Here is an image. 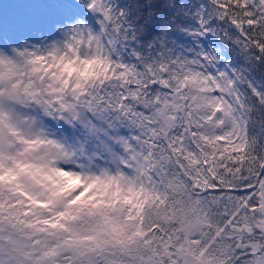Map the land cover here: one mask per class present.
Returning a JSON list of instances; mask_svg holds the SVG:
<instances>
[{
	"label": "clouds",
	"instance_id": "1",
	"mask_svg": "<svg viewBox=\"0 0 264 264\" xmlns=\"http://www.w3.org/2000/svg\"><path fill=\"white\" fill-rule=\"evenodd\" d=\"M53 2L72 7L50 29L0 32V197L23 212L22 231L13 236L18 264H140L135 254L149 256L148 264H208L211 257L214 264H259L264 221L241 229L226 251L217 247L215 230L207 236L204 229L184 230L187 199L207 193L198 194L196 180L178 165L185 204H175L169 239L148 243L156 235L148 231L149 206L181 199L152 183L158 178L143 165L152 155L148 140L161 146L177 134L192 103L181 97L193 77L210 120H222L225 110L241 113L236 90L226 86V94L223 79L195 66L178 75L167 63L141 71L125 59L123 37L94 23L100 21L95 0ZM125 94L148 105L140 109L135 137L117 103ZM181 103L183 110L172 107Z\"/></svg>",
	"mask_w": 264,
	"mask_h": 264
},
{
	"label": "trees",
	"instance_id": "2",
	"mask_svg": "<svg viewBox=\"0 0 264 264\" xmlns=\"http://www.w3.org/2000/svg\"><path fill=\"white\" fill-rule=\"evenodd\" d=\"M125 1L129 23L135 34L134 37L131 34L125 35V43L144 67L146 64L150 66L153 63L192 64L193 61L197 62L204 56H209L214 50L237 67L236 76L240 77L238 80L239 94L247 100L249 106L257 109L253 113L255 118L258 119L262 115L264 110H261L258 103L259 98L254 95L251 85L254 84L256 89L264 90V59H261L258 50L246 47L243 41L237 43V40L240 39L239 32L227 21H221L215 15L213 0ZM202 21L208 22L207 28L202 26ZM195 46H198L197 55L201 57L191 54L193 52L191 50ZM195 130H199V140H197L199 149L205 155L215 154V159L206 167H203L201 159L189 156H184L178 163L185 175L196 180L198 185L206 187L209 174L230 171L232 175L229 183H242L244 179L248 178L241 175L242 171H246L249 176L256 174L255 160L247 154L244 137L242 144L239 145L237 142L215 139L207 128L204 131L200 128H195ZM255 130L259 131V125ZM169 147H171L170 143ZM176 173L178 174V172ZM182 185L186 188L183 181L180 183V186ZM172 192L175 194L174 190ZM254 195L263 201L264 185ZM207 201H212V203L209 204ZM160 204L161 202L154 209L158 208ZM206 207L208 213L211 214L205 215L204 211L203 221L206 230L203 235L207 236L212 230H215L216 241H219L217 247L221 251L227 250V242L232 239L229 230H224L225 214H231L234 211L236 214L234 219L239 217L240 222H243L244 219L247 222H252L254 215L260 209L258 207L244 213L245 205L242 203L240 195L232 192L221 193L215 198H207ZM151 208L149 207L150 212L154 210ZM218 228L221 230L217 231ZM221 237L223 239H220ZM210 259L216 258L211 257Z\"/></svg>",
	"mask_w": 264,
	"mask_h": 264
},
{
	"label": "snow or ice",
	"instance_id": "3",
	"mask_svg": "<svg viewBox=\"0 0 264 264\" xmlns=\"http://www.w3.org/2000/svg\"><path fill=\"white\" fill-rule=\"evenodd\" d=\"M92 0H90V3ZM215 5V15L221 21H227L240 34L241 41L248 48H254L261 54V59H264V0H213ZM93 9L96 16L100 18L101 24H107L108 29L114 34L122 36L123 33V18L125 13L118 6H113L112 0H95ZM70 11V10H65ZM208 22L202 21V26L207 28ZM0 32H3V18L0 16ZM214 58L204 56L205 62H211ZM195 66L199 67V63L193 61L192 64H181L179 62L169 63L168 71L178 75L183 73L185 69ZM226 78V79H225ZM213 79L224 80V84L220 87L228 93L230 86L235 91L234 99L239 101L237 107L243 113L242 129L244 133V141L247 154L255 160V173L249 176L246 171H242L241 175L248 177L242 183H229L232 173L226 172L221 174H209L208 184L206 187L196 185L199 193H207L218 197L221 193H238L242 203L245 205L243 212L248 213L251 210L261 206L262 201L254 195L259 188L264 185V111L257 119L253 113L257 111L254 107L247 104V100L242 98L238 92L237 81L239 76H230L226 72H219V76L213 75ZM251 88L255 96L259 98L258 103L261 110H264V90L256 89L252 84ZM123 92V89H121ZM122 102L124 110L133 109L140 110L144 105L133 101L131 96L127 94L121 96L117 103ZM231 102V101H230ZM131 114V111L128 112ZM259 125V131H256V126ZM199 140V130H194L192 133ZM167 147V145H165ZM174 148L179 147V141L173 145ZM171 151V150H170ZM209 204L212 201H207ZM235 212L225 214L224 230L231 229L232 226L240 223V218L236 217ZM25 223L23 212L15 207V201H5L0 197V264H18L20 259V249L13 240L15 233L22 231L21 225ZM221 229L218 228L217 231ZM259 231V230H257ZM239 251V249H238ZM240 258H243L246 253L239 252ZM245 264H248L245 261ZM259 264H264V256L259 257Z\"/></svg>",
	"mask_w": 264,
	"mask_h": 264
},
{
	"label": "rangeland",
	"instance_id": "4",
	"mask_svg": "<svg viewBox=\"0 0 264 264\" xmlns=\"http://www.w3.org/2000/svg\"><path fill=\"white\" fill-rule=\"evenodd\" d=\"M123 0H112L113 6L124 4L122 3ZM2 3H6L7 7L5 8L4 15H3V32L7 36L10 33L14 35H20V34H32L34 32H40V31H46L51 28V26L58 20L64 17V15L68 12L65 10H71L72 6H69V4H61V3H55L53 0H0ZM5 5V6H6ZM46 5V8H43V6ZM2 7V6H1ZM123 9V8H121ZM1 13V12H0ZM99 27V20H96ZM126 22V17L123 18V23ZM122 35V34H121ZM124 45V44H123ZM198 47V46H197ZM197 47H193L191 51V54L197 55ZM124 48V47H123ZM125 49V48H124ZM125 52V59L128 60L130 63L135 64L139 70L143 71L139 64H137V61L132 58L133 54ZM201 57L200 55H197ZM214 59L211 62H205L203 59L200 61H197L200 65L198 69L204 70L207 69L209 74L215 75L218 72H226L230 76H234V73H236L238 70L236 67L228 62L227 60H222L221 57L216 56L213 57ZM232 69L235 71L233 72ZM235 77V76H234ZM195 77H193V81H190L189 83H192V88L188 90V95L186 97H181L182 100L184 99H191L192 103L190 104V110L186 113V118L183 121V124L179 126V131H183L184 134L187 135L188 139L185 140V137L179 136L177 138L178 133L175 135V138L179 139L181 142V145L184 143L186 144V148H184L183 152L180 150L179 152H176L175 155L177 158H181L183 153L186 155L191 156L192 158H199L201 159V162L203 163V167L209 166L211 162H213L215 158V154L208 153V155H205V153H202L199 149L196 148L197 144H194L193 140L196 141L195 136L192 134L193 130L191 129V125H196L194 128H200V130L208 129V132L215 135V139L217 140H228L230 142L238 143L239 145L243 141L244 133L242 129V118L240 117L241 114L234 116L232 111L225 110L224 118L220 121H216L215 119L210 120L208 118V110H209V104L207 102V99L203 96H201L199 93L202 91L200 88H197L194 84ZM238 90L240 89L238 83H237ZM122 89V88H121ZM120 89V90H121ZM133 100H135V97H132ZM138 103V102H137ZM144 107H147V101L144 100L143 104ZM165 107L167 108L168 105L166 104ZM172 107L176 108L177 110H183L185 105L183 103L181 104H173ZM131 111V114L129 115L128 112ZM136 111V114L132 115V112ZM125 115L127 116V120L136 123H139V120H136V117L139 118L141 115L140 110H133V109H127L125 110ZM140 119V118H139ZM133 124V123H132ZM191 124V125H190ZM225 125H229L230 129L229 131H225L221 133V129L225 127ZM141 128V127H140ZM178 131V132H179ZM180 131V132H181ZM185 140V141H184ZM180 146V145H179ZM163 152V148L159 151ZM166 156L164 158H171L168 153H165ZM163 160V159H162ZM162 160L158 162V160H154V163L158 166V169H161L160 174L163 173V176L166 178V183L168 184V188L175 191V196L181 197V199H178L176 201H171L164 199L158 208H151L154 209L151 211V216L148 218V223L151 225V228L148 230L150 233H155L156 235L154 238L150 241H148L149 244H153L154 246H158L159 244H163L165 240H168L169 237L167 235V228L172 223V221L175 219L174 212H175V204H185L184 197H187L185 187L182 185L180 186L181 181L178 180V174L173 171V168L169 170V167L165 166L168 162L165 161V163H162ZM143 165L147 170V164L143 160ZM163 181V179H162ZM153 183V181H152ZM162 187V186H160ZM200 199L192 200L190 197L187 199V204L185 207L181 209L182 213L186 218H188V223L185 227V231L188 233H191L193 231H200L201 229L206 230V226L204 225V211L207 215V207L206 204L201 203L202 201H199ZM152 207V206H151ZM259 211L257 214L254 215V220L252 222H247L246 219L243 220V222H240L239 224H236L234 227H232V230L229 231V234L232 235V238H235L237 233L239 231L249 225L255 227L256 225L260 224L261 221H264V199L261 203V206L259 207ZM211 214V213H210ZM209 214V215H210ZM159 228L158 230H156ZM203 231V233H204ZM158 232V233H157ZM227 233V231H225ZM202 233V234H203ZM163 239H161V237ZM132 254V253H130ZM136 259L140 262V264H148V262L151 260L149 256L146 257V255L143 254H135ZM214 260H209L208 264H214Z\"/></svg>",
	"mask_w": 264,
	"mask_h": 264
}]
</instances>
